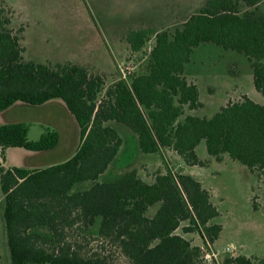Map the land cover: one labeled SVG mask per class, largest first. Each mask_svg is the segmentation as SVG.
<instances>
[{
  "label": "trees",
  "instance_id": "trees-1",
  "mask_svg": "<svg viewBox=\"0 0 264 264\" xmlns=\"http://www.w3.org/2000/svg\"><path fill=\"white\" fill-rule=\"evenodd\" d=\"M264 0H207L175 33L156 28L132 30L126 37L139 53L155 36L148 70L129 84L120 80L99 102L105 87L100 75H91L75 63L55 67L26 61L20 37L0 9V113L18 102L42 106L62 101L80 129V145L67 161L42 170L5 169L0 160V184L5 199L4 221L11 264H110L100 254L83 256L82 247L68 241V231L91 230L100 219L98 235L118 248L127 264H202L201 248L176 234L199 233L213 245L223 230L211 224L220 216L212 196L189 174L167 169L152 184L137 173L115 182L100 176L115 161L123 145L119 132L107 125L124 124L138 136L144 154L172 149L189 166H204L196 148L205 141L209 156L227 154L253 174L264 171V105L248 98L228 103L211 119L185 115L202 107L199 90L189 83L185 68L196 48L212 43L243 54L252 62L254 86L264 96ZM24 122L0 125V159L9 148L32 152L54 150L56 130L29 140ZM90 182L82 192L76 184ZM159 206L153 217L148 210ZM48 227L59 244L33 231ZM224 264H264L246 256Z\"/></svg>",
  "mask_w": 264,
  "mask_h": 264
},
{
  "label": "rangeland",
  "instance_id": "rangeland-1",
  "mask_svg": "<svg viewBox=\"0 0 264 264\" xmlns=\"http://www.w3.org/2000/svg\"><path fill=\"white\" fill-rule=\"evenodd\" d=\"M206 2L207 0H0V9L11 18L9 28L20 37L26 61L53 67L71 62L85 67L91 75L102 76L105 87L98 97L101 102L106 99L107 91L118 81L125 80L130 84L135 76L148 70L150 50L155 45L156 38L151 37L142 51L136 53L126 40L132 30L144 26L154 28L150 24H154L159 17L161 27H157V30L175 33L177 29L183 28V21L198 14ZM259 8L263 11L264 4ZM177 10L181 11L180 14L172 19ZM186 68L187 79H235L232 83L228 82L232 90L241 86L251 92L256 102L264 105V96L254 86L252 65L243 54L206 43L195 49L192 61ZM225 82H209L211 86L222 88L213 95V100L207 99L208 90L202 85V99L208 104L198 116L212 118L219 111L218 106L225 97ZM241 98L243 97H235L234 103L242 101ZM229 102L233 103L232 100ZM187 110L189 108L185 106V115L181 116L180 121L187 116ZM7 120L24 121L28 124L31 128L28 135L31 141L39 140L47 128L58 131L62 146L57 152H50L57 153V159L68 158L80 145L78 124L68 110L30 106L22 108V112L12 111ZM108 125L119 132L123 145L103 181L114 182L127 173L139 171L145 180L151 182L161 172L160 169L165 168V165H157L161 161H167L172 168L178 166L179 159L172 149H163L165 155L158 153L153 156L157 159L144 156L139 148L138 136L130 128L115 121ZM203 152L207 155L205 141L201 143L198 153L201 156ZM225 165L219 166L222 167L220 171H215L218 167L216 165L207 168L214 173L213 182L217 185L212 196L220 216L211 224L222 225L219 239L213 245H205L199 233H184L183 229L190 225L188 221L182 223L176 234L185 237L194 247L201 248L202 264H224L227 259L240 255L264 262V171L253 175L234 160H230L228 167ZM178 172H182L181 168H178ZM188 172L195 173L194 169H189ZM4 208L5 199L0 184V264H11ZM153 209L149 217L153 216ZM33 231L44 236L49 247L59 245L48 227L40 226ZM67 233L68 241L82 247L83 256L100 254L107 257L110 264H127L118 248L109 240L101 238L96 229L85 232L72 230ZM228 247L233 250L228 251ZM207 254L211 258H205Z\"/></svg>",
  "mask_w": 264,
  "mask_h": 264
},
{
  "label": "crops",
  "instance_id": "crops-1",
  "mask_svg": "<svg viewBox=\"0 0 264 264\" xmlns=\"http://www.w3.org/2000/svg\"><path fill=\"white\" fill-rule=\"evenodd\" d=\"M176 10V9H174ZM181 11H178L177 10V13H174V16L172 17V19H175L176 18V15L179 13L180 14ZM159 18V17H158ZM157 18V20L154 22V24H150V25H153L154 28L157 29V27H161L160 23H158L159 19ZM188 20V18L186 20L183 21V23L185 24L186 21ZM142 28H146V26L142 27ZM159 32H162V31H159ZM155 37V36H153ZM156 44V43H155ZM155 46V45H154ZM153 46V48H154ZM152 48V49H153ZM152 49L150 50V52L152 51ZM194 54V53H193ZM193 56V55H192ZM248 59V58H247ZM191 61H192V58H191ZM191 63V62H190ZM189 63V64H190ZM249 63H251L252 65V62L249 61ZM187 67V66H186ZM253 69V67H252ZM186 71H187V68H185V74L186 75ZM253 78H254V75H253ZM232 80H235V79H208V78H204V79H188L189 83H192V84H195L197 87H198V90H199V98H200V102L202 103V107L196 109V110H187V115H190V116H195V117H200V118H207V119H211V118H208V117H201V116H198L201 114L202 110L206 107V104L203 99H202V91H201V87L202 85L205 86V88H207L208 90V98L209 100H213V95L217 92H219V89H222L221 86L218 88V87H214V86H211L209 85V82H212V81H218L219 83H226V88H225V91L223 89V91L225 92V97L223 98V101L221 102V104H219V111L227 106L228 103H230L229 101L232 100L233 103L235 102L234 99L235 97H244V96H247L248 98H250L251 100H253L254 102H256L252 96H251V92H248V90L244 89L243 87L241 86H237L236 88H231V86L229 87V83H232ZM254 81V79H253ZM221 83V84H222ZM223 87H224V84H223ZM256 89V88H255ZM232 90V91H231ZM257 91V90H256ZM258 92V91H257ZM260 93V92H259ZM261 94V93H260ZM243 99V98H241ZM210 103V102H209ZM258 103V102H256ZM259 104V103H258ZM31 105H27V104H24L22 102H18L17 104H15L12 108L0 113V125L1 124H10V123H19V122H24V121H16V122H9L7 120V118L10 116L11 112L16 110H20L22 112V108H30ZM34 107V106H33ZM38 107V106H36ZM42 107H51V108H55V109H63V110H67L65 104L60 101V100H52L48 103H46L45 105H42ZM217 109V108H216ZM218 111V112H219ZM216 112V114L218 113ZM215 114V115H216ZM214 115V116H215ZM213 116V117H214ZM25 123V122H24ZM108 125V123H107ZM47 129H51V128H47ZM46 129V130H47ZM31 128L29 126V132H30ZM45 130V131H46ZM51 130H55V129H51ZM78 130L80 132V129H79V126H78ZM45 133V132H44ZM61 134H60V142H59V145L54 149V150H50V151H46V152H32V151H28V150H25V149H22V148H9L5 151V154H4V159H0L1 160V163H2V166L5 168V169H8V168H12V167H20V168H25V169H29V170H42V169H46L48 167H51L53 165H57L59 163H62V162H65L67 161L69 158L73 157L74 154L76 152H74L73 154H71L68 158H64V159H57L55 158L57 153H54V154H51L50 152H57V150L60 149V147L62 146L61 143ZM203 142V141H202ZM201 142V143H202ZM200 143V145H201ZM200 145L196 148V153L199 157V159L201 161L204 162V166H189L187 165L183 159L175 152V151H172L179 159V164L177 167L175 168H172L170 164H168L167 161H161L160 164H157L158 166H161V165H165V168L164 169H160L161 172L160 173H163L165 174L167 169H170L172 170L173 172H177V173H183V174H189V175H192L193 177H195L198 181H200L203 185V187L208 190V192L211 194V196L213 195V191H214V188L217 187V185L213 182V179L215 178V175L213 172L211 171H208L207 168H210V166H213V165H216L218 167L215 168V171H220L222 169V167H219L221 165H223L224 163L226 164L225 167H228L227 164L230 163V160H232L230 158L229 155L225 154L223 156H221L220 158H215V157H212V156H209L208 153L207 155L205 154V152H203V154L200 156V154L198 153L199 151V147ZM166 150V149H165ZM77 151V150H76ZM169 151V149L167 150ZM206 152H207V148H206ZM44 154H51V155H44ZM143 154L144 156H148V157H152V158H156L157 157H153L155 155H157L158 153H155V154H144L143 152L141 153ZM159 154H164L165 155V151L164 150H161V153ZM205 154V155H204ZM118 157V156H117ZM116 157V159H117ZM115 159V160H116ZM113 164V163H112ZM111 164V165H112ZM111 165L109 166L108 170L100 176V179L99 181L101 183H105V182H110L109 180L107 181H103V177L107 174V172L109 171ZM178 168H181V171L182 172H178ZM247 168V167H246ZM189 169H194L195 173H192V172H188ZM196 169V170H195ZM248 169V168H247ZM207 170V171H206ZM249 170V169H248ZM250 171V170H249ZM208 172V173H207ZM251 172V171H250ZM138 175L141 176V178L149 183V184H152L154 181H147L145 180L142 175L140 174V172L138 171ZM210 173V174H209ZM252 173V172H251ZM253 174V173H252ZM254 175V174H253ZM115 182V181H114ZM86 183V185H82ZM84 183H79V184H76L73 188V192H82V191H85V190H88L92 184L90 182H84ZM90 184V185H89ZM212 202H213V196H212ZM215 206L216 204L213 203ZM217 207V206H216ZM154 208V209H153ZM159 206H154L152 208H150L148 210V216H149V213L151 212V210L153 209V216L156 214L157 210H158ZM218 208V207H217ZM219 210V209H218ZM152 216V217H153ZM99 225H100V219L97 220V223L96 225L92 228V229H96L98 231L99 229ZM185 238V237H184ZM186 239V238H185Z\"/></svg>",
  "mask_w": 264,
  "mask_h": 264
},
{
  "label": "built area",
  "instance_id": "built-area-1",
  "mask_svg": "<svg viewBox=\"0 0 264 264\" xmlns=\"http://www.w3.org/2000/svg\"><path fill=\"white\" fill-rule=\"evenodd\" d=\"M227 250H228V251H231V250H233V248H232V247H228ZM205 258L209 259V258H211V257H210L209 254H207V255L205 256Z\"/></svg>",
  "mask_w": 264,
  "mask_h": 264
}]
</instances>
